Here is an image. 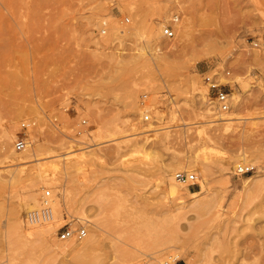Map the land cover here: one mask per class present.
Wrapping results in <instances>:
<instances>
[{"label": "rangeland", "instance_id": "374dc122", "mask_svg": "<svg viewBox=\"0 0 264 264\" xmlns=\"http://www.w3.org/2000/svg\"><path fill=\"white\" fill-rule=\"evenodd\" d=\"M262 35L264 0H0V131L14 150L32 121L42 157L0 167V264H264V52L248 43ZM208 70L229 71L230 112L207 98ZM240 160L255 169L235 174ZM168 169L196 175L178 199ZM37 182L36 207L46 189L72 203L30 237L14 210Z\"/></svg>", "mask_w": 264, "mask_h": 264}, {"label": "bare ground", "instance_id": "6f19581e", "mask_svg": "<svg viewBox=\"0 0 264 264\" xmlns=\"http://www.w3.org/2000/svg\"><path fill=\"white\" fill-rule=\"evenodd\" d=\"M182 26V25H181ZM164 30V29H163ZM167 47H168V50H167V52H171V51H173V47H174V44H168V45H166ZM254 49H256V50H258L259 51V49H257V48H254ZM160 51H161V49H160ZM253 52V51H252ZM160 53H164V52H160ZM251 55V54H250ZM160 59L162 58V56H158ZM250 57V56H249ZM252 59H256V60H260V61H263V59H262V57L260 56V55H258L257 54V52L256 53H254L253 54V56H252ZM254 62H256V61H254ZM241 63H242V61H241ZM206 72H209L210 73V71L208 70V71H206ZM205 72V73H206ZM212 72V71H211ZM243 82V81H242ZM193 83V82H192ZM198 85V84H197ZM199 86V85H198ZM198 88H200V87H198ZM202 94V96H203V93H201ZM233 94V93H232ZM206 95H208V94H206ZM208 99H209V96L207 97ZM238 99V98H237ZM237 101V100H236ZM210 103V102H209ZM232 105V104H231ZM235 107H236V104H235ZM208 109H211V108H209L208 107ZM207 109V110H208ZM230 109V108H229ZM178 110V109H177ZM234 110H237V109H234ZM174 111V110H173ZM209 111V110H208ZM231 110H227V112H230ZM175 113V112H174ZM221 113H226V111H221ZM175 117V116H174ZM176 118V117H175ZM233 117L232 116H229V117H221L220 119H224V120H228V119H232ZM96 121V120H95ZM210 121V120H209ZM115 122V121H114ZM96 124H97V128H96V130L93 132V135L95 136V137H99V138H103L102 136H103V132L104 131H107L106 129H108V130H110L108 127H107V125H106V123L104 122V121H96ZM111 125V124H110ZM120 126L121 125H118V124H116V127L117 128H120ZM115 127V128H116ZM31 128V127H30ZM30 128H28L27 130H26V132L30 129ZM106 128V129H105ZM124 130V129H123ZM201 130V129H200ZM148 131V130H147ZM202 132V131H201ZM29 133H31V135H32V140H33V142L35 143V145H34V148L32 147V150H30V146H31V141H30V139L28 138V136H27V139H28V141H29V145L27 146V148L26 149H24V150H20V151H16L15 150V148H14V144H13V148H14V150H12V148H11V145L9 144V142L12 140V135L14 134V129H13V132L12 131H4L3 132V134H2V130L0 131V141H1V143H0V167H5V166H11V165H16V164H23V163H25V162H28V159L30 158V157H32L33 155L34 156H36V159H41L40 157H38L40 154H41V152H40V150H41V144H40V142H39V139L37 138V136L35 135V133H33V132H31V131H29ZM121 133V132H120ZM113 134H115V133H112V136H113ZM130 135V134H129ZM132 135H134L133 133H132ZM125 136V135H124ZM98 139V138H97ZM96 139V140H97ZM117 139V138H116ZM114 140V139H113ZM129 140V139H128ZM14 142V141H13ZM104 142V141H103ZM129 145H131V144H129ZM10 147V148H9ZM70 147H72V146H70ZM43 149V148H42ZM71 151V150H70ZM68 153H70V152H68ZM252 154V153H251ZM52 156H53V154H51ZM247 155H249V153L248 154H246V156ZM57 156V155H56ZM82 156V155H81ZM245 155H244V157H243V159L242 160H249V159H247V157H246ZM85 157H86V155H85ZM75 158V157H74ZM79 158V157H78ZM77 158V159H78ZM82 158H84V157H82ZM242 158V156H240V158L239 159H241ZM35 159V160H36ZM46 159V158H45ZM73 159V158H72ZM81 161H83V160H81ZM75 162H79V159L78 160H76ZM190 162H192V163H195L196 162V159L195 158H192V159H190ZM51 163V162H50ZM57 163V162H56ZM80 163V162H79ZM78 163V164H79ZM188 163V162H187ZM237 163H241V160L239 161V162H237ZM236 163V164H237ZM54 165H55V168H56V166H57V164H55L54 163ZM50 166H52L53 167V164L51 163V165ZM52 167H50V168H52ZM184 166H181V165H177V168H183ZM59 168V167H58ZM78 168V167H77ZM57 169V168H56ZM56 169H55V171H56ZM47 170V169H46ZM54 171V172H55ZM178 171H180V170H178ZM182 171V170H181ZM183 171H186V170H183ZM204 171H205V169H204ZM177 172V171H176ZM176 172L175 173H173L172 172V170H170V169H168L167 170V176L169 177V182L168 183H166V186H165V191H166V193L168 194V196H171L172 198H174V199H178L180 196H181V192H180V188H179V186L177 185V182L179 183L180 181L176 178ZM49 173V172H48ZM43 174V173H42ZM41 175V174H40ZM250 176H252V175H250ZM255 176V175H254ZM0 177L2 178V173H0ZM168 177H167V179H168ZM57 179V178H56ZM53 180H55V179H53V176H49V175H47V174H44V175H41L40 176V178L38 179V182L39 183H41L42 185H44V184H48V183H51L52 184V181ZM164 180V179H163ZM252 180V177L250 178V177H248V178H245V179H243V180H241V183H243L244 185L245 184H247L248 182H250ZM33 183L29 188H28V186H27V188H28V191H27V193L25 194V197L22 199V201L20 202V208H19V210H14V212H15V214H17V216H18V212H21L22 211V208L26 211V209H28L27 211V215H26V220H27V222H28V224L30 225H33V226H30L31 228H27L26 229V231H27V234L31 237V236H46V235H50L52 232V229L47 225L49 222L51 223V221L54 219V221H52V223L53 222H57V221H59L60 219L62 220V214H61V212H57V215H56V218H53V219H51V220H49V221H41V222H37V223H32V222H30L29 221V219H28V213L31 211V210H34V209H36V208H39L40 206H41V204H42V198H41V204L38 206V207H36L37 205H36V199H35V189H37V187H39L38 186V184L39 183ZM54 183V182H53ZM180 183H182V182H180ZM164 187V186H163ZM183 187V186H182ZM26 188V189H27ZM65 189V188H64ZM50 190V189H49ZM68 190V189H67ZM204 190V184H201V191H203ZM25 191V192H26ZM51 191V190H50ZM182 191V190H181ZM188 191L190 192V193H192V194H195V195H198L200 192H191L189 189H188ZM187 191V192H188ZM62 193V192H61ZM69 194H70V192H69ZM42 196H43V194H42ZM51 198L49 199V202L51 203V205H52V207H54L53 206V203H55L56 204V206H58V207H61V208H67L69 205H71V203H72V199H71V196L69 195H66L65 193H64V195H62V198L61 199H55V197H53L52 196V193H51ZM182 199V198H181ZM183 200V199H182ZM182 200H178L179 201V203H181V202H183ZM19 205V204H18ZM19 207V206H18ZM20 209H21V211H20ZM54 209V208H53ZM68 211V210H67ZM20 214V213H19ZM16 216V215H15ZM23 223V222H22ZM59 223V222H58ZM57 223V224H58ZM18 224V226L15 228V230H14V232L15 231H17L18 232V229H20V228H22V226L21 225H19V223H17ZM27 224V225H28ZM59 225H60V223H59ZM85 228V227H84ZM86 229V228H85ZM23 233V232H22ZM97 233H98V231H96L95 232V235H90L89 237H88V239L86 240V245H85V247H87V246H89V247H91L90 245H93V243L96 241L95 239H96V237H97ZM12 234V233H11ZM87 234V233H86ZM14 237V236H13ZM70 238H72V237H70ZM69 238V239H70ZM79 238V237H78ZM51 240V239H50ZM74 248V247H73ZM89 249V248H88ZM144 264H146V263H144ZM165 264H169L168 262H165ZM173 264H175V262L173 263Z\"/></svg>", "mask_w": 264, "mask_h": 264}, {"label": "built area", "instance_id": "2783aa9c", "mask_svg": "<svg viewBox=\"0 0 264 264\" xmlns=\"http://www.w3.org/2000/svg\"><path fill=\"white\" fill-rule=\"evenodd\" d=\"M174 19L177 20L178 16H175ZM126 21H129V19L127 18ZM163 29V34L167 38H173L175 36V30L173 29L172 25H165ZM101 32L106 33L107 28L103 27ZM248 43L252 48H257L264 52V35H262L261 37H251ZM228 74L229 71H224L222 74H220L219 71H212L210 73L206 72L202 74V82L207 88V94L214 101V104L218 111H227L230 108L231 96L228 92L225 91V84L220 81V75L226 76ZM151 117L152 114L149 110L144 111V113L141 115V119L144 122L151 120ZM86 122L87 119L85 118L81 120V122L79 123L80 125H78L77 128V134H80L83 131L82 126H84ZM31 124L32 121L22 123L23 131L17 134L13 142L16 151L24 150L29 145L27 135L24 131H26L31 126ZM254 169L255 165L251 163H237L234 168V173L246 174L252 172ZM176 178L184 184H191L195 182L196 175L193 172L180 170L176 172ZM50 195L51 191L49 189H46L42 196L41 206L39 208L31 210L28 213V219L30 222L37 223L41 221H49L54 218V209L49 202V199L51 198ZM59 229H61V238L63 239H69L70 237H73L75 233H77V236L79 238H82L87 233L84 227L78 230H74L70 227L62 226Z\"/></svg>", "mask_w": 264, "mask_h": 264}]
</instances>
